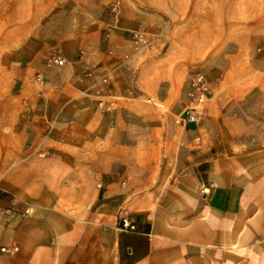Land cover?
I'll list each match as a JSON object with an SVG mask.
<instances>
[{
    "label": "crops",
    "instance_id": "1",
    "mask_svg": "<svg viewBox=\"0 0 264 264\" xmlns=\"http://www.w3.org/2000/svg\"><path fill=\"white\" fill-rule=\"evenodd\" d=\"M38 17L31 16L28 25L39 29ZM118 26L116 46L132 30L163 35L165 57L156 61L160 50H151L133 77L137 95H156L161 76L153 71L155 63L182 71L227 46L237 47L233 59L239 57L264 33V0H126ZM65 58V69L45 72L44 98L28 82L0 102V264H167L205 246L227 245L231 221L240 229L248 221L249 187L207 179L199 193L190 187L176 190V197H185L183 204L153 203L136 194L141 186L128 168L119 169L118 154L107 156L111 160L105 166L101 163L105 154L97 152L88 125L93 108L80 100L86 85L80 71L98 60L71 53ZM122 83L116 75L114 90L122 92ZM22 100L27 107L21 109ZM181 124L195 131L193 124ZM49 125L59 130L45 141L50 146L46 159H24V143L39 139ZM257 198L264 200L262 188ZM120 207L129 209L139 232L116 230ZM254 220L263 222L264 214ZM255 236L264 237L262 226L256 224Z\"/></svg>",
    "mask_w": 264,
    "mask_h": 264
},
{
    "label": "rangeland",
    "instance_id": "2",
    "mask_svg": "<svg viewBox=\"0 0 264 264\" xmlns=\"http://www.w3.org/2000/svg\"><path fill=\"white\" fill-rule=\"evenodd\" d=\"M113 1L0 0V102L21 92L23 85L32 82L36 70L45 74L50 55L65 57L71 53L97 59L90 60L80 72L91 68L113 70L112 92L121 98L104 111L87 102L93 108L87 116L96 136L97 152L105 154L103 166L111 160L107 156L118 154L119 169L128 168L134 173L136 186H141L135 193L159 204H183L186 199L176 197L177 191L190 187L199 193L207 179L215 185L250 189L248 221L241 229L240 223L231 221L227 245L205 246L197 254L188 253L167 264H264V237L255 236L256 224L264 228V221L254 220L255 215L264 214V200L257 198L260 188L264 192V33L234 59L237 47L227 46L223 53L196 61L182 71H169L161 67L162 62L155 63L153 71L161 76L159 92L137 95L133 77L146 65L147 54L159 49L158 61L165 57L168 45L160 31L146 30L160 33L161 40L127 69H116L129 47L127 35L121 36V46L113 42L115 33L109 42L104 40ZM118 1L125 6L126 0ZM36 15L39 29L28 25ZM109 47L115 56H106ZM59 69L65 68L49 71ZM195 71L206 77L211 98L204 106L202 121L189 132L178 117L187 104L185 90ZM116 75L123 80L119 88L123 93L114 90ZM244 92L248 93L241 97ZM23 102L26 100L19 102L21 109L27 107ZM58 130L55 125L50 137ZM28 142L31 140L24 143L23 151ZM48 149L50 146L44 143L45 153Z\"/></svg>",
    "mask_w": 264,
    "mask_h": 264
},
{
    "label": "built area",
    "instance_id": "3",
    "mask_svg": "<svg viewBox=\"0 0 264 264\" xmlns=\"http://www.w3.org/2000/svg\"><path fill=\"white\" fill-rule=\"evenodd\" d=\"M122 6L120 1L116 0L109 4L110 22L104 29V40L109 42L114 33L119 29L118 22L121 16ZM161 34H149L143 30H132L128 32L127 43L128 50L119 58V64L116 69H127L137 59L142 57L155 43L161 40ZM106 56H115V51L109 47L106 50ZM83 55V52H81ZM82 57V56H81ZM67 65L65 57L60 55H50L45 62V69L63 68ZM113 70L100 71L97 68L85 69L81 73V79L86 81L84 89L80 93V100L94 102V106L99 111L106 110L110 105H116L121 99L112 92ZM32 83L37 89V97L44 98V88L46 85L45 74L41 70H36L32 76ZM133 91H129L131 95ZM187 104L179 115V121L185 124L197 126L204 117V106L211 98L210 85L200 71H195L189 78L185 90ZM27 106V102H23ZM53 126L49 125L46 132L37 140L28 142L24 147L25 158L35 155L38 159H45L44 143L51 136ZM124 185V183H123ZM96 189H102L101 183H96ZM115 228L120 232H139L138 226L131 219V212L126 207H120L116 213ZM3 250V249H2Z\"/></svg>",
    "mask_w": 264,
    "mask_h": 264
}]
</instances>
